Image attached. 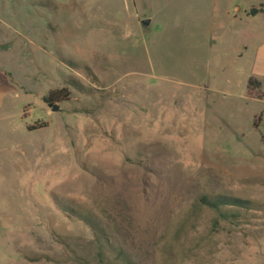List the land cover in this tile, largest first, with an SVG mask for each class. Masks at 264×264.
I'll return each instance as SVG.
<instances>
[{"label":"rangeland","instance_id":"374dc122","mask_svg":"<svg viewBox=\"0 0 264 264\" xmlns=\"http://www.w3.org/2000/svg\"><path fill=\"white\" fill-rule=\"evenodd\" d=\"M260 6L0 0V264H264Z\"/></svg>","mask_w":264,"mask_h":264},{"label":"trees","instance_id":"16d2710c","mask_svg":"<svg viewBox=\"0 0 264 264\" xmlns=\"http://www.w3.org/2000/svg\"><path fill=\"white\" fill-rule=\"evenodd\" d=\"M258 12H264V8L262 6H260V8H255L252 7L249 9L248 14L250 15H254ZM259 81L253 77H249L248 81H247V96L248 97H253V98H264V92H261L258 90L259 88ZM69 91L66 88H59V89H53L51 91L48 92L47 96L45 97V101L48 103H53V102H59V101H65L69 98ZM44 125H40L39 127H34L32 126V129L35 128H40L43 127ZM222 199L220 200H216L214 198H207L204 197L202 198V202L203 204H205L206 206L212 207V208H217L219 204H233L232 202H239L235 199H231V198H227V197H221ZM242 204H244V202H240ZM92 225V223H90ZM92 227L95 229V227L92 225ZM98 231V230H97ZM97 231H95L97 233ZM99 238V239H98ZM97 241H98V247H99V251L97 253V257L96 260L99 263H103L104 260H106V256L104 254V252L102 251L104 246H109L111 247L109 241L107 239H105L104 237H99V235H97ZM115 253V255L119 258H121L123 260V262L130 264V261H127V258L125 257V255H123L122 251L117 249L115 251H113Z\"/></svg>","mask_w":264,"mask_h":264},{"label":"crops","instance_id":"0c3cea01","mask_svg":"<svg viewBox=\"0 0 264 264\" xmlns=\"http://www.w3.org/2000/svg\"><path fill=\"white\" fill-rule=\"evenodd\" d=\"M74 2L75 0H71ZM264 8V6H262ZM256 8V7H255ZM255 16H261L263 21L258 28H253L248 33V53L252 57L249 61L248 71L245 73V93L244 95L257 103L258 105L264 104V98H253L248 97L247 92V81L249 77L257 79L260 83L258 90L264 92V12H258L254 15H250L247 12L240 15L239 19H247ZM244 51V50H243ZM246 51V50H245ZM2 92L0 91V95ZM261 113V112H260Z\"/></svg>","mask_w":264,"mask_h":264},{"label":"water","instance_id":"95a60500","mask_svg":"<svg viewBox=\"0 0 264 264\" xmlns=\"http://www.w3.org/2000/svg\"><path fill=\"white\" fill-rule=\"evenodd\" d=\"M143 23L147 24V23H149V21L148 20H144ZM53 108H56V105H53Z\"/></svg>","mask_w":264,"mask_h":264}]
</instances>
